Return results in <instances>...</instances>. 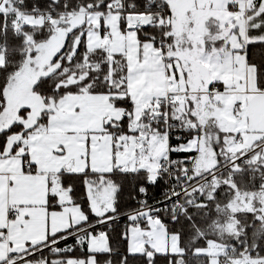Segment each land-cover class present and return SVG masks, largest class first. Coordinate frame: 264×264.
Here are the masks:
<instances>
[{
  "label": "snow or ice",
  "instance_id": "snow-or-ice-1",
  "mask_svg": "<svg viewBox=\"0 0 264 264\" xmlns=\"http://www.w3.org/2000/svg\"><path fill=\"white\" fill-rule=\"evenodd\" d=\"M0 264H264V0H0Z\"/></svg>",
  "mask_w": 264,
  "mask_h": 264
}]
</instances>
